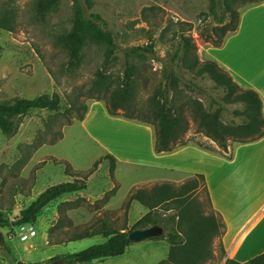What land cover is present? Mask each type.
Here are the masks:
<instances>
[{
  "label": "rangeland",
  "instance_id": "374dc122",
  "mask_svg": "<svg viewBox=\"0 0 264 264\" xmlns=\"http://www.w3.org/2000/svg\"><path fill=\"white\" fill-rule=\"evenodd\" d=\"M38 1L0 0V17L8 15L14 26L13 31L0 28V103L53 94L61 98L58 111L32 110L19 118L12 136L4 135L0 130V215L10 223H14L21 211L48 188L73 181L65 173L66 166L57 161L69 159L71 161H65L74 169L86 171L103 156L102 152L85 142L77 117L85 105L88 110L95 102L106 106L105 100L96 101L101 95L93 89V84L100 75L107 78L113 87L121 83L125 71L124 50L145 46L150 38L155 41L156 59H132L137 68L136 105L147 109L153 95L165 84L166 66L181 36L192 41L200 60L204 61L209 60L205 52L212 47L209 40H216L224 34L223 31H215L221 26L209 14L208 0H78L89 13L99 14L105 19L120 50L109 62L108 47L90 41L81 64L72 67L59 38L73 27L77 0H62L46 16L38 13ZM248 8L240 9L241 15ZM230 22L232 18L228 17L227 23ZM225 29L229 30L230 25ZM203 86L204 90H186L185 97L200 98L207 103L212 89L208 82ZM74 101L78 109L72 108ZM195 132V123L191 119L186 138H191L193 144L200 141L215 146ZM65 135L66 140L58 145ZM166 177L124 164H120L111 177L110 163L105 161L89 179L86 191L63 196L41 211L37 222L32 224L37 231L36 238L21 242L19 227H1L6 244L0 246V264H16L18 261L48 264L53 259L106 241L97 236L54 245L56 240L70 238L68 235L50 238L63 214L72 220V225L65 226L66 229L90 223L97 224L99 228L104 221L115 229H134L148 210L138 202L126 208L129 194L140 187L175 181L173 177ZM114 189L116 193L108 196ZM201 196H204L203 192ZM70 202L76 204L73 210L68 205ZM157 212L164 221L176 213L165 212V205ZM7 249L12 250L15 260ZM169 250L170 245L165 239H150L133 245L124 256L87 264H159L168 259ZM215 253L218 254V249ZM208 264L224 263L214 260Z\"/></svg>",
  "mask_w": 264,
  "mask_h": 264
},
{
  "label": "trees",
  "instance_id": "16d2710c",
  "mask_svg": "<svg viewBox=\"0 0 264 264\" xmlns=\"http://www.w3.org/2000/svg\"><path fill=\"white\" fill-rule=\"evenodd\" d=\"M61 1L39 0L38 13L46 16ZM208 1L210 3L209 14L221 26L220 29L215 30L216 33L224 32L218 39L209 40L212 47L216 48L222 47L226 39L238 31L241 18L240 9L264 3V0ZM228 17L232 18V22L227 23ZM229 25L230 29L226 30L225 27ZM0 28L13 31L11 17L6 14L2 15ZM90 41L108 47L109 62L120 50L105 19L99 14L89 13V10L77 0L74 6L73 27L59 38V44L69 56L70 66L77 67L81 64L84 51ZM155 45L154 39L150 38L145 46L132 47L123 51L125 71L118 86L113 87L102 75L98 76V80L94 82L93 89L101 95L96 101L105 100L107 111L111 116L151 125L155 131L154 150L156 154L172 153L180 148L193 145L227 159H233V144L253 143L264 138V112L261 96L252 89L240 86L231 74L217 62L210 59L201 61L196 52V46L189 38L183 36L175 52L169 58L165 84L153 95L147 109L138 108L135 91L137 68L132 63V59L136 58L141 61L156 59ZM206 82L212 89V93L207 96V103L200 98L185 97L186 90H204L203 85ZM182 100L184 101L181 102ZM76 101L72 102L73 109H78ZM60 105L61 98L58 94L41 95L34 99L18 98L13 102L0 103V130L4 135L12 136L17 130L19 118L26 116L32 110L55 112L59 110ZM83 107V112H80L77 117L78 121H83L88 113V106ZM191 119L195 123V133L207 138L215 146L200 141L193 144L191 138H186L190 131ZM105 161H109L110 176L113 177L116 170V159L111 155L100 158L86 171L74 169L65 160L57 161L66 166L65 173L73 181L48 188L29 207L21 211L14 223H10L0 215V226L17 228L35 224L41 211L52 202L66 195L86 191L89 179ZM116 189L112 190L108 196L114 195ZM201 192L204 193L203 197ZM133 202L140 203L148 210V213L132 230L115 229L106 221L99 228L97 224L90 223L66 229L65 226L72 225V220L63 214L54 234L50 233V238L65 235L70 238L56 240L54 245L97 236L103 237L106 241L81 252L66 254L51 262L62 259L66 264H87L121 257L126 254L129 247L134 245L129 238L132 231L159 226L165 233L153 240L165 239L170 245L168 259L159 264H208L214 260H219L224 264H264V253L246 263L227 259L223 243L227 226L221 215L213 208L203 175H195L180 184L162 182L152 187L134 189L126 200V208H129ZM68 205L73 210L76 204L70 202ZM164 205L165 212L176 211L165 221L163 216L157 212ZM215 249H218V254L215 253ZM7 251L11 257L14 255L11 249Z\"/></svg>",
  "mask_w": 264,
  "mask_h": 264
},
{
  "label": "crops",
  "instance_id": "0c3cea01",
  "mask_svg": "<svg viewBox=\"0 0 264 264\" xmlns=\"http://www.w3.org/2000/svg\"><path fill=\"white\" fill-rule=\"evenodd\" d=\"M205 52L240 86L261 96L264 112V3L242 13L238 31L222 47ZM78 125L85 142L102 157L116 159V170L120 164L145 168L175 178L162 181L173 183L203 175L213 208L227 226L223 238L227 259L246 263L264 253V138L233 146V159L193 145L156 154L152 127L113 117L101 102L93 103ZM65 140L66 135L58 145Z\"/></svg>",
  "mask_w": 264,
  "mask_h": 264
},
{
  "label": "water",
  "instance_id": "95a60500",
  "mask_svg": "<svg viewBox=\"0 0 264 264\" xmlns=\"http://www.w3.org/2000/svg\"><path fill=\"white\" fill-rule=\"evenodd\" d=\"M163 234H164L163 229L159 226H155L148 229L132 231L129 235V238L134 244H139L150 239L159 238ZM5 244H6V239L3 232L1 231V226H0V246H4ZM16 264H32V263L18 261ZM40 264H44V263H40ZM48 264H66V262L62 259H58Z\"/></svg>",
  "mask_w": 264,
  "mask_h": 264
},
{
  "label": "built area",
  "instance_id": "2783aa9c",
  "mask_svg": "<svg viewBox=\"0 0 264 264\" xmlns=\"http://www.w3.org/2000/svg\"><path fill=\"white\" fill-rule=\"evenodd\" d=\"M20 231V241L28 242L29 240L35 238L37 236V231L34 225L27 224L19 227Z\"/></svg>",
  "mask_w": 264,
  "mask_h": 264
}]
</instances>
